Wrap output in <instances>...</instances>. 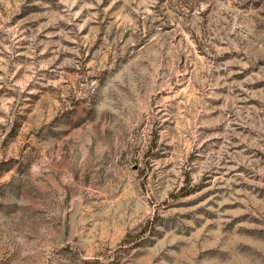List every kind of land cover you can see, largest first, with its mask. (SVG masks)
Returning a JSON list of instances; mask_svg holds the SVG:
<instances>
[{
    "label": "rangeland",
    "instance_id": "1",
    "mask_svg": "<svg viewBox=\"0 0 264 264\" xmlns=\"http://www.w3.org/2000/svg\"><path fill=\"white\" fill-rule=\"evenodd\" d=\"M0 264H264V0H0Z\"/></svg>",
    "mask_w": 264,
    "mask_h": 264
}]
</instances>
